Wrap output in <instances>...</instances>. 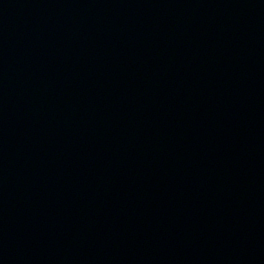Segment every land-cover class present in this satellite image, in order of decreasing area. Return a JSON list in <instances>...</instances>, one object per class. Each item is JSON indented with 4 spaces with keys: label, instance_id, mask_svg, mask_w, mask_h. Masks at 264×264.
<instances>
[{
    "label": "water",
    "instance_id": "1",
    "mask_svg": "<svg viewBox=\"0 0 264 264\" xmlns=\"http://www.w3.org/2000/svg\"><path fill=\"white\" fill-rule=\"evenodd\" d=\"M0 264H264V0H0Z\"/></svg>",
    "mask_w": 264,
    "mask_h": 264
}]
</instances>
